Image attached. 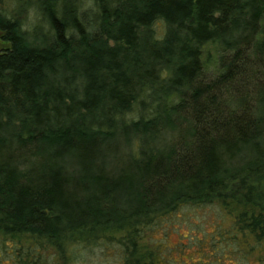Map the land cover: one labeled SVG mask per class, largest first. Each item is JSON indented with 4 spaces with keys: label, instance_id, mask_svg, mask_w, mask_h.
I'll return each instance as SVG.
<instances>
[{
    "label": "trees",
    "instance_id": "16d2710c",
    "mask_svg": "<svg viewBox=\"0 0 264 264\" xmlns=\"http://www.w3.org/2000/svg\"><path fill=\"white\" fill-rule=\"evenodd\" d=\"M29 18L0 9V264H264V0Z\"/></svg>",
    "mask_w": 264,
    "mask_h": 264
},
{
    "label": "rangeland",
    "instance_id": "374dc122",
    "mask_svg": "<svg viewBox=\"0 0 264 264\" xmlns=\"http://www.w3.org/2000/svg\"><path fill=\"white\" fill-rule=\"evenodd\" d=\"M35 2L36 0H0V9L4 12H6L8 15H19L22 18H26V22H25V27L26 28H30L32 26V20L29 18V16L31 15L32 12H34V7H35ZM23 10V12H19V10ZM156 36H161L163 34L164 31V25L161 22H157L156 24H154L153 26ZM207 51H208V62L209 64H214L215 62V55H214V47L213 46H209L207 47ZM132 152H135V149L132 148ZM215 208H210V210L208 209H203L201 211H199L196 214H189L188 217H185V213L183 216H181L179 219H174L173 223H176L177 227L179 228V230L181 232H185L188 229V223L189 222H201V220H206L209 217V221L212 222L214 220V215L216 213V206H214ZM228 210H230V212L235 216L237 214H239L240 212L246 211V208L236 204V203H232V202H228V206H227ZM211 217V218H210ZM169 226V224L167 223V227ZM207 226H209V223H207ZM210 230V229H209ZM186 233V232H185ZM113 233H110V235H112ZM121 234H116L115 236L118 237ZM177 237L176 236H172L170 239L171 243H175L177 242ZM185 241V240H184ZM99 253H96L94 259L93 257L89 256L87 254V258H86V263H82V264H114L115 263V259L113 257V255L108 254L106 256H103L102 258H100ZM7 258H9L8 256H6V254L3 251V258L0 257V260H6Z\"/></svg>",
    "mask_w": 264,
    "mask_h": 264
}]
</instances>
